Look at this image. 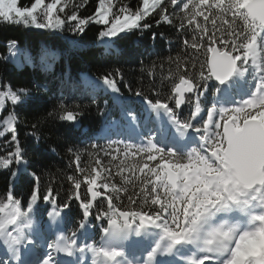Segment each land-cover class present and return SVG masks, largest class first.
<instances>
[{"label": "snow or ice", "instance_id": "6c2138e0", "mask_svg": "<svg viewBox=\"0 0 264 264\" xmlns=\"http://www.w3.org/2000/svg\"><path fill=\"white\" fill-rule=\"evenodd\" d=\"M87 2L33 0L30 6H20L19 0H0V21L53 31L75 22L71 30L80 34L95 23L106 26L99 32L104 40L123 39L121 34L150 28L151 24L141 22L156 13L157 25H171L175 17L178 30L194 26L191 39L183 42L194 52L174 61L180 73L169 97L174 108L169 102L144 98L148 108L157 115L162 110L167 121L155 129L156 135H149L147 143L125 146V156L146 153L147 161L155 162L137 161L132 166L143 174L138 177L139 190L128 194L126 187L106 180L99 183L101 172L111 175L110 169L98 168L99 158L95 166L81 167L77 155V172L83 178L68 177L75 193L58 204L51 187L41 194L40 177L31 173L34 184L26 202L11 189L0 198V264H84L87 253H91V264H264V0H168L167 4L142 0L135 11L122 0H98L94 14L87 18L66 12ZM200 53L203 61H199ZM198 61L193 76L189 66L196 69ZM100 80L105 91L119 92L111 73ZM85 82L94 97L100 85L87 78ZM4 87L0 110L6 101L13 109L28 105V89ZM136 95L143 94L137 91ZM112 99L134 129L140 116L118 95ZM185 104L189 115L181 118L176 109ZM48 115L75 123L81 113L61 103L59 110ZM16 120L13 110L0 130V136L12 133L15 150L0 157V169L10 170L13 182L26 171L24 167L11 171L13 165L26 164ZM197 138L199 142L191 146ZM130 182L124 179L125 184ZM82 183L88 185L90 199L81 197ZM121 194H128V207L114 202L121 201ZM100 196L107 201V208L94 215V221L103 222L101 237L99 242L88 243L95 226L89 219L93 202ZM73 198L80 202L82 217L67 235L65 226L71 217L66 210ZM41 200L50 205L47 223L42 215L38 223L34 221ZM38 247L44 249L39 256Z\"/></svg>", "mask_w": 264, "mask_h": 264}, {"label": "trees", "instance_id": "16d2710c", "mask_svg": "<svg viewBox=\"0 0 264 264\" xmlns=\"http://www.w3.org/2000/svg\"><path fill=\"white\" fill-rule=\"evenodd\" d=\"M133 11L140 6L142 0H122ZM33 0H19L20 6H30ZM168 0H165V4ZM98 0H88L87 4L79 11L78 16L87 18L92 16L97 7ZM113 11H117L116 8ZM159 11V10H157ZM169 13L173 12L168 5ZM178 12V9L176 10ZM182 15V13H179ZM159 16L153 13L141 23H149L148 29H135L121 34L123 39H104L99 37V32L105 29V25L89 23L83 34L71 30L75 22L66 23L63 30L37 29L23 24L0 21V91L4 86H10L12 90L20 88L28 89L31 99L26 107L17 106L15 109H6L0 116V125L3 118L14 110L16 115V135L24 151L26 164L13 165L11 171L19 167L26 168L15 182L10 170L0 169V198L6 196L11 189L22 202L29 199L34 180L31 173L35 172L40 177L39 188L41 194L51 187L57 197V203L63 204L73 196L75 189L68 177L82 179L77 172L75 157L79 155L81 167L95 166V159L101 160L99 167L110 169L111 175L101 172V181L105 180L118 187L128 188V194L139 190L141 174L132 166L139 161L150 165L155 163L147 161V154L125 156L126 145L134 140L127 138L120 142L121 136L116 130L109 139L97 137L96 132L102 125L103 119L122 121V112L113 97L98 89L93 97L91 86L86 84V76L100 82V77L112 74L119 89L117 95L127 102V107L134 109L140 116L139 125L146 119V114L141 103L144 98L169 102V107L174 108V101H169L172 88L178 82L179 72L174 62L178 57L189 58L194 52L184 45L185 39H191L194 26H186L178 30L179 20L175 17L173 24H156ZM202 21V18H199ZM219 23V21L217 22ZM211 27V25H209ZM155 34V37L153 36ZM15 42V47L12 44ZM11 49V50H10ZM204 54H199V61H203ZM189 72L195 76L199 69ZM213 83L212 81L209 84ZM139 91L143 95L137 96ZM211 95V92L208 94ZM239 99V96L236 97ZM95 101V102H94ZM105 102V104H104ZM63 103L69 110L79 111L75 127L74 123L60 120L57 116H49L54 109L59 110ZM79 106V107H77ZM181 118L189 115V105L185 104L179 111ZM195 123V122H194ZM35 125V128L33 127ZM1 130V128H0ZM12 133L0 136V157L7 156L15 150L12 142ZM95 145L96 147H93ZM71 149V151H69ZM119 149V151H116ZM110 153V154H106ZM112 156H116L113 160ZM123 160L124 164L120 165ZM122 167L123 172H118ZM147 171V170H145ZM131 181L124 183V179ZM87 184H83L80 194L83 199H88ZM128 194H121L122 208L128 207ZM107 195H114L108 192ZM79 201L71 199V221L66 227V233H71L78 225L82 217ZM39 214L34 216V221L39 222L41 215L43 221L50 205L41 200L38 203ZM107 208V201L100 196L92 208L94 215ZM103 223L102 221H100ZM93 239L100 238L99 231L91 230Z\"/></svg>", "mask_w": 264, "mask_h": 264}, {"label": "rangeland", "instance_id": "374dc122", "mask_svg": "<svg viewBox=\"0 0 264 264\" xmlns=\"http://www.w3.org/2000/svg\"><path fill=\"white\" fill-rule=\"evenodd\" d=\"M75 2L76 3H82V0H75ZM82 9V7H79V8H75V9H73V8H69V9H66V12L67 13H69V14H71V12L72 11H75L77 14L79 13V11ZM61 16H62V18L64 17V14H60ZM69 23H71V22H69ZM5 90H7L6 88L4 89V90H2V91H5ZM101 90L103 91V92H105V93H107V95H109L110 97H113V96H116L117 95V93H114V92H112V91H110V90H107V91H105L104 90V87L102 86L101 87ZM104 104H105V102H104ZM144 107H145V109L146 108H148L147 106H145V105H143ZM12 108V105H11V103H10V101H6V107L3 109V110H0V115L2 116V114L6 111V109H11ZM147 113V115H151V116H153L154 114H156L157 115V113L155 112V111H153V110H151V109H149L148 108V111L146 112ZM8 115L9 114H7L4 118H3V120H2V122H1V130H3V127H4V124H3V121L5 120V118H7L8 117ZM157 116H159V122H160V127H162L163 125H162V121H167V117L163 114V112H162V110H161V112L159 113V115H157ZM123 120H124V122L126 123L127 121L123 118ZM107 121V120H106ZM110 122L108 123V124H115V125H117L118 126V121L115 119V118H113V119H110L109 120ZM106 123H102V125L101 126H103V125H105ZM108 124H106V125H108ZM127 127L128 128H130L131 130H133V127H131V126H129L128 125V123H127ZM154 129L152 130V131H150L149 132V135H156V132H155V129H156V125H154ZM10 132H7L5 135H7V134H9ZM139 134H141V131L140 130H137V134L136 135H139ZM103 190V189H102ZM104 191V190H103ZM48 217V216H47ZM48 222V220L46 219V221H45V223H47ZM38 249H39V247H38ZM0 251H2V249H0ZM44 250H43V248L40 250V252H41V254H42V252H43ZM36 252H37V255H38V253H40V252H38V250H36Z\"/></svg>", "mask_w": 264, "mask_h": 264}, {"label": "bare ground", "instance_id": "6f19581e", "mask_svg": "<svg viewBox=\"0 0 264 264\" xmlns=\"http://www.w3.org/2000/svg\"><path fill=\"white\" fill-rule=\"evenodd\" d=\"M98 84L99 85H101V83H99L98 82ZM127 133V132H126ZM128 136H129V134H128ZM131 139H136V138H139V137H135V138H133V137H131V136H129ZM133 239H138L137 237H133ZM90 254L91 253H87V254H85V256L83 257V260L84 261H87L88 259H89V257H90ZM77 255H79V254H77ZM166 259H170V258H166Z\"/></svg>", "mask_w": 264, "mask_h": 264}, {"label": "water", "instance_id": "95a60500", "mask_svg": "<svg viewBox=\"0 0 264 264\" xmlns=\"http://www.w3.org/2000/svg\"><path fill=\"white\" fill-rule=\"evenodd\" d=\"M213 82H214V81H213ZM186 95H191V94H186ZM182 106H183V105H182ZM182 106H181V107H182ZM69 123H72V122H69ZM87 194H88V193H87ZM88 196H89V199H90V198H91V197H90V194H88ZM93 203H94V202H93Z\"/></svg>", "mask_w": 264, "mask_h": 264}]
</instances>
